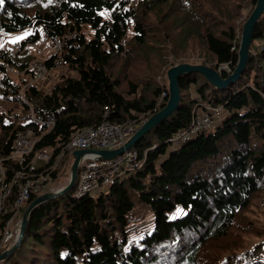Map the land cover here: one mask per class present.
Wrapping results in <instances>:
<instances>
[{"label":"trees","instance_id":"trees-1","mask_svg":"<svg viewBox=\"0 0 264 264\" xmlns=\"http://www.w3.org/2000/svg\"><path fill=\"white\" fill-rule=\"evenodd\" d=\"M256 1L2 0L0 99L20 101L30 113L16 114L22 122L0 114L7 180L21 167L6 158L19 130L33 128L40 136L28 160L41 150L55 156L79 129L107 119L141 123L160 110L169 98L168 93L157 108L163 89L169 92L167 72L173 65L229 64L233 71L242 23ZM31 27L36 30L23 44L59 36L77 75L63 74L50 90L32 83L23 89L25 101L20 92L39 54L32 46L13 54L1 41L6 33ZM260 37L264 12L236 82L222 88L198 71L180 75L177 109L134 146L142 165L117 176L108 192L76 197L75 183L35 206L21 244L0 264H264V219L252 215L264 203V43L255 44ZM53 62L50 55L47 63ZM208 103L229 113L214 131L204 130L168 152L170 137L190 124L194 106ZM31 107L37 118L55 123L31 119ZM73 150L61 159L55 180L71 167ZM41 193L31 195L19 217ZM16 194L13 187L8 204ZM11 214L9 208L0 217V244ZM13 242L3 244L0 253Z\"/></svg>","mask_w":264,"mask_h":264},{"label":"built area","instance_id":"built-area-1","mask_svg":"<svg viewBox=\"0 0 264 264\" xmlns=\"http://www.w3.org/2000/svg\"><path fill=\"white\" fill-rule=\"evenodd\" d=\"M35 30L36 28L34 27L29 28L26 30L27 35L33 33ZM4 39L5 37L2 38L1 46L5 50H10L13 54H16L25 48L22 40H15L9 43ZM27 44L28 45L26 46L34 47L41 54H45L46 49L48 48V56L34 59L29 64L28 69L32 70V76L25 87H29L35 81L43 83L50 72H53L54 69L61 68L68 63V60L63 53V41L59 36L49 38L47 46H40L35 43ZM50 55H54L52 66L47 63V58H49ZM219 68L227 72L232 71L229 64H222ZM9 69L15 73L18 72L17 69L11 67H9ZM168 93V90L164 88L159 97L157 108L163 106ZM222 109V105L215 106L209 103L205 105H195L192 110L190 124L187 127L178 130L170 137L169 140L171 144L179 145L192 136L210 128L214 124L216 117L222 112ZM31 119L37 121L39 124L55 123L54 120L37 118L32 109ZM146 119L147 118H145V120ZM140 124L141 123L132 121L117 122L107 119L97 126L85 127L75 131L70 136L68 142L55 156H53L52 152L41 150L34 153L29 160L28 156L33 153L40 136L36 135L33 128L19 130L14 140L13 151L6 157L7 159H17L21 163V167L15 171L11 180H7L6 170L1 165L0 159V217L5 215L9 208L10 211H12L3 231L0 248L3 244L17 238L21 228V221L18 220L19 223L16 222L17 227L13 225L21 207L30 199L33 193L38 194L42 191H46L45 189L54 182L55 176L53 174L57 171L61 159L65 156L68 149L119 147L124 144L133 133H135ZM138 154V150L134 147L109 159L100 158V154L94 152L85 154L81 160L73 195L76 197H81L86 194L97 196L104 193L105 191L103 188L114 183L117 176L125 171L142 165L141 161L138 160ZM57 176L59 175L57 174ZM14 186L17 187V194L8 204L7 200L10 197ZM47 191H49V189H47Z\"/></svg>","mask_w":264,"mask_h":264},{"label":"water","instance_id":"water-1","mask_svg":"<svg viewBox=\"0 0 264 264\" xmlns=\"http://www.w3.org/2000/svg\"><path fill=\"white\" fill-rule=\"evenodd\" d=\"M264 12V0H257L256 5L248 18L243 23V29L241 34L240 46L238 50V63L232 73L227 76L223 77L221 73L223 69L221 68H214L205 63H179L176 65L171 66L168 69V78H169V98L166 104L157 112L152 114L148 119L143 121L138 129L131 135L124 144L120 145L116 148H101V149H89V148H79L73 150L74 160L70 168V180L69 182L60 187L57 190L47 191L39 194L35 199L28 205L26 208L22 219H21V228L19 235L8 249L0 253V262L7 257H9L15 249L21 244L24 236L25 231L27 228V224L29 221L30 214L32 210L40 203H43L53 197L58 195L64 194L69 191L76 183L81 160L83 159L84 155L87 153H98L100 154V158L109 159L113 158L119 154L124 153L126 150L134 147L137 141L148 131H150L153 127L159 124L164 119L168 118L178 107L180 99H181V87L179 85V76L182 74H187L190 72L198 71L203 73L208 81L213 84L215 87H226L228 84L236 82L240 76L242 75L248 59L250 55V46L253 41V32L255 25Z\"/></svg>","mask_w":264,"mask_h":264},{"label":"rangeland","instance_id":"rangeland-1","mask_svg":"<svg viewBox=\"0 0 264 264\" xmlns=\"http://www.w3.org/2000/svg\"><path fill=\"white\" fill-rule=\"evenodd\" d=\"M248 18V17H247ZM246 20V19H245ZM245 21H243L244 23ZM243 23H242V29H243ZM88 33H89V37L92 36V33H93V30L92 29H89L88 30ZM27 35V31L26 30H23L21 32H17V33H6L5 34V39L7 42H13L15 40H24L25 37ZM45 36L42 35L41 36V41L37 42L39 45L43 44V40H45ZM28 43H31V42H28ZM264 43V37H260V38H257L255 40V44L257 46H260ZM24 47L28 44H23ZM35 51L37 52V54H39L35 59L37 58H44V57H47L48 56V48L46 49V52L45 54H41L40 52H38L36 49ZM68 72H71L73 73L74 75H77L76 73V70L74 69H71L69 66H68V63L65 64L63 67L61 68H57V69H54L53 72H50L49 75L46 77V79L43 81V83H41L40 81H35L34 83H39L41 87H43L44 89L46 90H50L54 84L59 80V77L62 76L63 74L65 73H68ZM24 87L22 88L21 92H20V95L23 97V99L25 101H27L26 97L24 96ZM31 109L33 110V108L31 107ZM30 109V110H31ZM3 112H5V115H4V119L5 121H10V120H15V121H19V122H22V118H18L16 117V114L18 115H26V114H30L29 111H25L23 109V104L22 102L20 101H15V102H12V101H8V100H4V99H0V114H3ZM227 113H229V111L227 109H225V107L222 109V112L220 113V115L218 117H216L215 121H214V124L206 129L207 133L211 132V131H214L215 128L217 127L218 124H220L222 122V118H224ZM149 118V117H148ZM147 118V119H148ZM145 121V119L143 120ZM142 121V122H143ZM141 122V123H142ZM175 145L173 144H169L168 145V152H170V150L174 147ZM74 149V148H73ZM75 149H79V148H75ZM101 149V148H100ZM72 157H73V153H72ZM71 168V167H70ZM70 168L67 167L66 170H64V172L62 171L60 173V176L51 184L49 185L45 190L46 191H42V192H47V189H54L56 187H58L61 183H63V181L65 180H68V177L70 176ZM16 187V186H14ZM17 189V187H16ZM105 192H108L109 190V186L108 187H104L103 188ZM57 190V189H56ZM179 213V211L177 212ZM175 213L173 212L172 213V216H174ZM252 215L253 217H255L256 219H259V221L261 222L263 219H264V203H261L259 205H256L253 210H252ZM21 216V213L19 212L17 214V219L14 221V225L13 226H16L17 227V223H19V221H21L22 217H19ZM23 216V215H22ZM149 218L153 221V212H150L149 213ZM19 220V221H18ZM17 222V223H16ZM16 224V225H15Z\"/></svg>","mask_w":264,"mask_h":264},{"label":"crops","instance_id":"crops-1","mask_svg":"<svg viewBox=\"0 0 264 264\" xmlns=\"http://www.w3.org/2000/svg\"><path fill=\"white\" fill-rule=\"evenodd\" d=\"M48 42H49V39L48 38H45V40H43V44H41L40 46H47L48 45Z\"/></svg>","mask_w":264,"mask_h":264},{"label":"snow or ice","instance_id":"snow-or-ice-1","mask_svg":"<svg viewBox=\"0 0 264 264\" xmlns=\"http://www.w3.org/2000/svg\"><path fill=\"white\" fill-rule=\"evenodd\" d=\"M0 2H2V0H0Z\"/></svg>","mask_w":264,"mask_h":264},{"label":"bare ground","instance_id":"bare-ground-1","mask_svg":"<svg viewBox=\"0 0 264 264\" xmlns=\"http://www.w3.org/2000/svg\"><path fill=\"white\" fill-rule=\"evenodd\" d=\"M14 241H15V239H14Z\"/></svg>","mask_w":264,"mask_h":264}]
</instances>
